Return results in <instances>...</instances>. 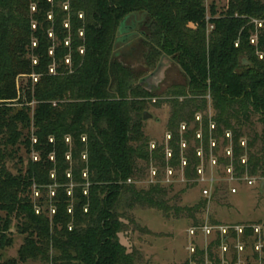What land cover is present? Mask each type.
I'll list each match as a JSON object with an SVG mask.
<instances>
[{
    "label": "trees",
    "instance_id": "obj_1",
    "mask_svg": "<svg viewBox=\"0 0 264 264\" xmlns=\"http://www.w3.org/2000/svg\"><path fill=\"white\" fill-rule=\"evenodd\" d=\"M206 1L0 0V264H146L120 233L135 207L197 219L201 207L179 205L160 172L180 167L178 131L207 110V94V159L234 177L264 178V0H227L221 11ZM134 15L145 16L140 35L127 22L119 35ZM119 40L132 41L129 52L117 51ZM136 54L149 68L171 57L185 75L156 104L170 106L169 158L143 131L155 92L126 62ZM186 157V177H198L197 149ZM151 164L155 180L138 187ZM244 231V241L254 236L251 224ZM15 234L24 237L18 256L5 259ZM217 236L203 259H213Z\"/></svg>",
    "mask_w": 264,
    "mask_h": 264
},
{
    "label": "rangeland",
    "instance_id": "obj_2",
    "mask_svg": "<svg viewBox=\"0 0 264 264\" xmlns=\"http://www.w3.org/2000/svg\"><path fill=\"white\" fill-rule=\"evenodd\" d=\"M213 3L217 10L221 11L226 7L227 0H207L208 9ZM144 18L145 16L142 15H134L127 20L128 25L133 28L132 33L134 35H140L139 24ZM134 20L137 22H134ZM211 28L209 26L208 31ZM254 39H256V36H254ZM131 42L117 41V51L129 52ZM126 62L135 67L138 72H144L146 75L144 81L154 86L155 96L145 99L147 102L145 112H150L152 117L144 120L143 131L150 138V147L163 145L167 150V158H169V153L173 152V149L170 148L171 133L167 128L170 106L167 103H162L160 106L156 104L164 100L171 89L182 87L186 83L185 75L180 66L171 57L167 56L156 60L154 62L155 68H149L146 65L144 56L141 54L127 58ZM135 82H138V80ZM206 98L208 100L207 110L196 114V120L191 123L183 122L178 131L180 133L182 156L180 167L172 168V173L169 170L167 172L161 170L160 172L161 183L169 188V195L180 194L179 205L182 207H201L196 214L197 219L188 216H166L156 208L135 207V209L129 211V216L135 220V223H131L126 231L120 233L121 239L129 251L135 249L141 252L142 263L231 264L235 255L237 256L235 264L264 263V190H261V183L264 178L253 176L234 177L229 169L226 170L222 164L216 163L217 157L211 154L209 160L207 159L205 153L206 135H209L210 148L213 150L214 138H212L211 131L213 125L210 118L214 116L215 111L210 94H207ZM204 113L209 115L208 127L204 123ZM257 127L258 130L261 129L260 125ZM243 139L244 142L248 141L247 137ZM220 142H222V139ZM194 148L197 149V156L200 157V170H198V177L187 178L184 159H187V154ZM229 149L231 150V148ZM223 153V150L220 151V154ZM228 154L227 152L226 155ZM151 169L150 172H145L143 177L138 179L136 182L138 187L147 188L155 180L153 169L159 170V168L151 164ZM251 178L255 179L256 182L249 185L248 179ZM235 188L237 191L233 193L232 191ZM205 190H208V193H205ZM197 221L199 226H203V224H251L252 226H259L261 231L260 233L255 231L254 236L247 241H244L242 237L230 238L225 242L221 240L220 245H213L212 247L213 259L210 260L207 253L203 259V249L207 251L208 246L218 237V234L216 229H213L210 234L198 229L196 234H192L190 228ZM216 222L217 224H214ZM14 237L13 246L4 249L2 252L5 259L18 256L17 252L24 241V237L20 234H15ZM223 243L227 245L228 250L223 248ZM257 243L261 245L260 249L256 247L255 244ZM239 246L244 248L241 249ZM24 264L50 263L36 259L29 260Z\"/></svg>",
    "mask_w": 264,
    "mask_h": 264
},
{
    "label": "built area",
    "instance_id": "obj_3",
    "mask_svg": "<svg viewBox=\"0 0 264 264\" xmlns=\"http://www.w3.org/2000/svg\"><path fill=\"white\" fill-rule=\"evenodd\" d=\"M228 153L231 154V151H228ZM169 154L171 155V153H169ZM243 162H245V160H243ZM169 172L172 173V169H169ZM229 172L232 173V169H229ZM153 174L154 175L157 174L156 169H153ZM248 180H249V182H248L249 185H252V184H254V182H256V180L253 179V178L248 179ZM235 191H237L236 188L233 189L232 192L235 193ZM205 193H208V190H205ZM247 226H250V225H243V224H238V223H236V224H228V225L227 224H219V225L203 224V226L201 225V226H193V227H191L190 228V232L192 234H196V231L198 229H200V230L210 234L213 229H216L217 234H221V236L223 238V242H225L227 239L234 238L233 235H232L233 233H237V237L241 238L242 235L244 234V232H245L244 230H245V228ZM251 227H253L254 230L257 233H260L261 230H260L259 226H257V225H253L252 226L251 225ZM260 246L261 245L259 243L256 244V247L258 249L261 248ZM191 248L195 251V249L193 247H191ZM223 248L225 250H228L227 245L225 243H223ZM239 248L243 249L244 247L239 246Z\"/></svg>",
    "mask_w": 264,
    "mask_h": 264
},
{
    "label": "water",
    "instance_id": "obj_4",
    "mask_svg": "<svg viewBox=\"0 0 264 264\" xmlns=\"http://www.w3.org/2000/svg\"><path fill=\"white\" fill-rule=\"evenodd\" d=\"M127 22V19H125L122 24H121V27L119 28L118 30V34L119 35H122V27L125 25V23ZM160 69V68H159ZM143 117H144V120H148L149 117H152V114L150 112H145L143 114ZM261 190H264V179H263V182L261 183Z\"/></svg>",
    "mask_w": 264,
    "mask_h": 264
}]
</instances>
